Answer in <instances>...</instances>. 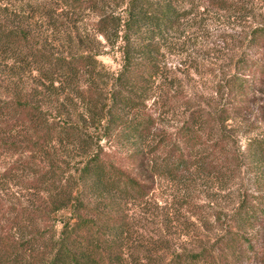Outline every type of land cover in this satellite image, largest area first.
I'll use <instances>...</instances> for the list:
<instances>
[{"label":"trees","instance_id":"trees-1","mask_svg":"<svg viewBox=\"0 0 264 264\" xmlns=\"http://www.w3.org/2000/svg\"><path fill=\"white\" fill-rule=\"evenodd\" d=\"M228 1L0 0V264H264V136L241 145L226 124L264 76V23L228 79L230 99L192 103L163 82L169 33L191 6ZM39 33L62 35L65 50ZM98 36L120 55L115 71L97 58ZM243 169L253 188H236L230 208L198 210L205 234L193 237L190 190H226ZM160 180L180 195L152 199Z\"/></svg>","mask_w":264,"mask_h":264},{"label":"rangeland","instance_id":"rangeland-1","mask_svg":"<svg viewBox=\"0 0 264 264\" xmlns=\"http://www.w3.org/2000/svg\"><path fill=\"white\" fill-rule=\"evenodd\" d=\"M191 7L182 28L169 33L163 48V64L166 69L164 72L166 80L163 82L165 86H172L176 94L190 98L192 103L223 102L231 98V90L227 82L230 76L238 70L237 60L245 48L251 30L264 23V0H229L222 8L204 4ZM83 16V21L80 22L88 29L91 26L93 15ZM33 25L36 27L37 24ZM36 30L38 34V28ZM36 38L49 50H65L62 35H55L45 41L44 36L39 33ZM96 39L95 44L99 50L98 60L107 70L115 71L119 67V53L115 48L107 45L100 36ZM74 44L78 47L77 41ZM27 79L26 77L19 78L16 82L23 84L29 81ZM250 92L252 97L248 112L235 120L226 121L227 127L232 126L231 128L234 129L236 141L241 145L246 144L249 136H264V76L257 80ZM178 110L181 111L183 108L180 107ZM242 122L249 123L243 124ZM104 142V140L101 141V144ZM0 161L4 162L3 159ZM253 176L252 172L243 169L233 179H227L228 183H225L227 188L223 191L217 190L212 181L207 183L202 181L201 185L197 182L189 192V197L195 202L194 208L192 211L182 208L183 212H186V215H182L184 224L188 223L187 218H189L198 227V224L200 225L197 220L198 210L203 211L202 215L208 216L213 210L218 211L227 206L230 208L235 200V189L240 186L252 189ZM156 184L155 189L149 195L152 199L167 198L170 200L172 196L180 195L177 186H173L166 180H160ZM14 190L19 192L17 197L26 198L24 191L11 185L10 191L14 192ZM208 198L212 202L207 206ZM148 215L151 219L152 215ZM59 216H61L60 213L56 214L55 218ZM150 223V226L157 227V219L151 220ZM188 226L190 229L193 224L189 223ZM180 230L182 229L176 226L172 228L175 232L172 240L182 243L185 237L179 235ZM199 233L205 234L199 227L191 231L193 237L198 236Z\"/></svg>","mask_w":264,"mask_h":264}]
</instances>
